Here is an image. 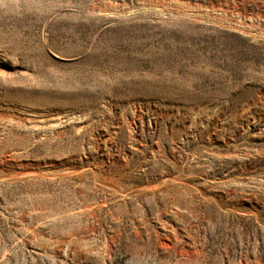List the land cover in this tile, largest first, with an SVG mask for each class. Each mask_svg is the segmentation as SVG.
<instances>
[{"label": "rangeland", "instance_id": "rangeland-1", "mask_svg": "<svg viewBox=\"0 0 264 264\" xmlns=\"http://www.w3.org/2000/svg\"><path fill=\"white\" fill-rule=\"evenodd\" d=\"M0 264H264V0H0Z\"/></svg>", "mask_w": 264, "mask_h": 264}]
</instances>
